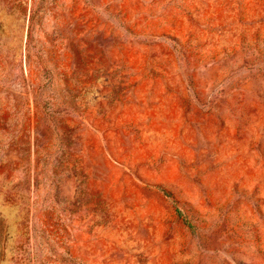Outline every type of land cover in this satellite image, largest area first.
Segmentation results:
<instances>
[{
  "label": "rangeland",
  "instance_id": "obj_1",
  "mask_svg": "<svg viewBox=\"0 0 264 264\" xmlns=\"http://www.w3.org/2000/svg\"><path fill=\"white\" fill-rule=\"evenodd\" d=\"M0 264H264V0H0Z\"/></svg>",
  "mask_w": 264,
  "mask_h": 264
}]
</instances>
